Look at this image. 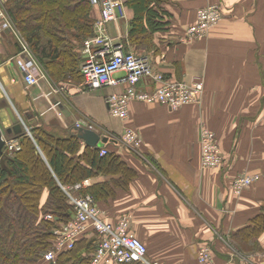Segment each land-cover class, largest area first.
Wrapping results in <instances>:
<instances>
[{
  "label": "crops",
  "instance_id": "crops-1",
  "mask_svg": "<svg viewBox=\"0 0 264 264\" xmlns=\"http://www.w3.org/2000/svg\"><path fill=\"white\" fill-rule=\"evenodd\" d=\"M117 1L123 8L106 32L114 45L147 56L168 79L202 81L199 102L177 110L133 102L127 124L140 135L141 146L131 150L122 142L125 123L111 116L106 103L125 86L90 90L83 79L56 83L48 75L28 86L18 40L0 22L1 127L12 126L6 107L13 106L29 131L41 127L67 137L78 132V122H90L108 137L105 149L119 155L136 177L127 189L117 187L114 197L96 203L107 223L128 220L150 260L200 264V249L208 245L214 264H264V232L235 240L264 207V0H169L164 7L170 24L153 35L149 48L132 44L133 9ZM214 4L221 6V21L206 36L188 41L197 12ZM92 7L96 21L100 7ZM80 56L85 60L83 47ZM136 87L151 92L155 84L143 78ZM202 128L216 134L220 167L202 168ZM241 176L257 179L237 194L233 182ZM119 178L101 175L89 185Z\"/></svg>",
  "mask_w": 264,
  "mask_h": 264
},
{
  "label": "trees",
  "instance_id": "trees-1",
  "mask_svg": "<svg viewBox=\"0 0 264 264\" xmlns=\"http://www.w3.org/2000/svg\"><path fill=\"white\" fill-rule=\"evenodd\" d=\"M169 0H124L133 9L130 40L137 47H151L155 33L167 29ZM6 10L38 63L56 83L83 79L80 56L86 39L94 34L90 0H6ZM15 136L20 150L5 149V167L0 160V264H46L44 255L54 249L55 230L73 216L64 187L99 176H120L81 190L96 202L114 197L117 187L127 189L136 172L106 146L82 144L78 132L60 137L41 127ZM52 216L55 220L47 219ZM264 232L263 212L238 231L236 241H246ZM101 242L90 230L72 249L57 255V264H87ZM129 264H139L132 262Z\"/></svg>",
  "mask_w": 264,
  "mask_h": 264
},
{
  "label": "built area",
  "instance_id": "built-area-1",
  "mask_svg": "<svg viewBox=\"0 0 264 264\" xmlns=\"http://www.w3.org/2000/svg\"><path fill=\"white\" fill-rule=\"evenodd\" d=\"M91 6L100 7L101 16L94 22L92 37L84 42L83 55L85 57L81 73L83 86L90 90L125 86L122 92L110 94L106 103L111 116L125 123L122 142L131 150H138L141 138L138 132L128 123L129 108L133 102L160 103L172 110L189 106L199 102L204 92V84L197 80L192 84L168 79L163 73L156 72L147 56L126 51L122 46L114 45L107 35V26L118 18L123 8L117 0H90ZM6 3L0 1V22L10 29L16 36L21 55L25 57L24 80L28 86H36L47 78L44 68L32 54L30 47L14 24L5 7ZM221 6L214 4L197 12L196 23L187 31L188 41L202 38L221 21ZM2 27H0V32ZM38 75L36 74V72ZM120 74V75H119ZM143 78H149L155 88L151 92H142L136 86ZM77 129L95 131L90 122L76 124ZM5 149L10 155L20 150L17 138L4 137ZM201 165L203 169H213L223 164V156L216 134L206 128L200 131ZM107 154L106 149L101 155ZM256 177L241 176L233 182L235 193L251 186ZM90 180L80 184L64 187L68 203L73 209L72 218L55 230L56 242L54 249L44 255L46 264H57V255L66 249H72L76 240L95 231L101 237V242L95 251L92 260L87 264H160L148 258L147 245L129 231L127 219L118 224L107 223L100 212L98 205L90 194H81V190L89 187ZM48 220L54 221L52 216ZM200 264L213 263V249L204 245L199 252Z\"/></svg>",
  "mask_w": 264,
  "mask_h": 264
},
{
  "label": "water",
  "instance_id": "water-1",
  "mask_svg": "<svg viewBox=\"0 0 264 264\" xmlns=\"http://www.w3.org/2000/svg\"><path fill=\"white\" fill-rule=\"evenodd\" d=\"M7 114L9 119L12 123V126L7 129H3L0 125V160L2 165L5 167V160L7 156L5 155V147L6 141L4 139L5 135L12 136V135H20L24 130L28 132L30 135L31 133L25 127L23 120L18 116L16 111L14 110L13 106L6 107ZM79 138L86 144V146L90 147H104L108 142V137H102L96 131L88 130V129H78Z\"/></svg>",
  "mask_w": 264,
  "mask_h": 264
}]
</instances>
